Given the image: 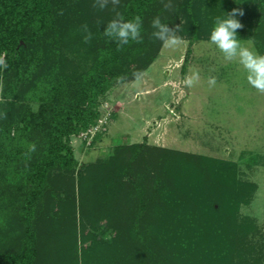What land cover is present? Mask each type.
<instances>
[{"label": "trees", "instance_id": "obj_1", "mask_svg": "<svg viewBox=\"0 0 264 264\" xmlns=\"http://www.w3.org/2000/svg\"><path fill=\"white\" fill-rule=\"evenodd\" d=\"M209 1L0 0V264H259L240 218L256 185L235 162L137 143L78 171L71 145L110 89L158 58L152 20L209 40ZM221 4L217 16L243 11L237 38L264 53V0ZM136 16L139 40L104 34Z\"/></svg>", "mask_w": 264, "mask_h": 264}, {"label": "rangeland", "instance_id": "obj_2", "mask_svg": "<svg viewBox=\"0 0 264 264\" xmlns=\"http://www.w3.org/2000/svg\"><path fill=\"white\" fill-rule=\"evenodd\" d=\"M209 2L219 6L212 14L217 17L223 0ZM180 27L174 30L180 41L164 44L136 80L117 82L101 99L98 124L72 137L78 171L118 145L137 143L235 162L238 179L256 185L240 218L254 225L248 241L264 264V90L252 86L243 68L224 59L210 40H193ZM240 40L256 49L251 39ZM97 233L110 238L105 227Z\"/></svg>", "mask_w": 264, "mask_h": 264}, {"label": "clouds", "instance_id": "obj_3", "mask_svg": "<svg viewBox=\"0 0 264 264\" xmlns=\"http://www.w3.org/2000/svg\"><path fill=\"white\" fill-rule=\"evenodd\" d=\"M101 8L105 6L100 3ZM119 16V14H117ZM243 15L240 9L225 11V14L215 18L214 26L211 29L209 40L223 54L224 59L236 61L245 71L247 81L257 89L264 90V53L258 52L254 47L246 46L238 39L237 29L243 27L241 21L237 18ZM154 28L153 36L164 42L167 46H172L180 41L174 31L167 24L161 22L159 17L152 20ZM85 32H88L87 25L84 26ZM142 30V21L139 16L124 21L116 18L110 20L104 28V34L110 39L116 40L118 46L129 43L130 40H139ZM91 33L85 37L91 38ZM250 44V42H249ZM191 83V81H189ZM34 149V145L32 146Z\"/></svg>", "mask_w": 264, "mask_h": 264}]
</instances>
